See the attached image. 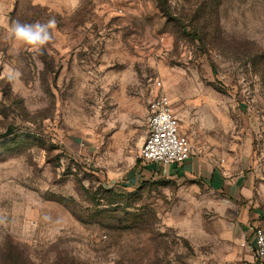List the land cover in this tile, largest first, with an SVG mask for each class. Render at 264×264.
Returning <instances> with one entry per match:
<instances>
[{
  "label": "rangeland",
  "instance_id": "374dc122",
  "mask_svg": "<svg viewBox=\"0 0 264 264\" xmlns=\"http://www.w3.org/2000/svg\"><path fill=\"white\" fill-rule=\"evenodd\" d=\"M16 21H54L50 39L17 41ZM159 89L196 146L246 153L264 219V0H14L0 12V264H251L223 193L142 174Z\"/></svg>",
  "mask_w": 264,
  "mask_h": 264
},
{
  "label": "crops",
  "instance_id": "0c3cea01",
  "mask_svg": "<svg viewBox=\"0 0 264 264\" xmlns=\"http://www.w3.org/2000/svg\"><path fill=\"white\" fill-rule=\"evenodd\" d=\"M14 0H0V12L10 7ZM180 119V118H179ZM181 120V119H180ZM192 145V155L180 164L144 163L142 174L152 178H163L177 182L200 180L218 190L237 207L238 230L243 240L249 239L256 226L264 223L263 210L253 201V176L249 171V159L237 148L219 149L196 146L182 128ZM264 228V227H263ZM251 264H255L253 256L248 254Z\"/></svg>",
  "mask_w": 264,
  "mask_h": 264
},
{
  "label": "built area",
  "instance_id": "2783aa9c",
  "mask_svg": "<svg viewBox=\"0 0 264 264\" xmlns=\"http://www.w3.org/2000/svg\"><path fill=\"white\" fill-rule=\"evenodd\" d=\"M161 86V82L158 81ZM193 153L190 139L180 131L170 95L163 89L155 92L147 109V129L139 157L143 163L180 164ZM255 264H264V228L256 226L249 239L243 241Z\"/></svg>",
  "mask_w": 264,
  "mask_h": 264
},
{
  "label": "clouds",
  "instance_id": "9594fccd",
  "mask_svg": "<svg viewBox=\"0 0 264 264\" xmlns=\"http://www.w3.org/2000/svg\"><path fill=\"white\" fill-rule=\"evenodd\" d=\"M54 26V21L48 25L37 24H21L19 21L13 22L9 29L10 35L17 41L24 42L32 46L43 45L50 39L48 27Z\"/></svg>",
  "mask_w": 264,
  "mask_h": 264
},
{
  "label": "trees",
  "instance_id": "16d2710c",
  "mask_svg": "<svg viewBox=\"0 0 264 264\" xmlns=\"http://www.w3.org/2000/svg\"><path fill=\"white\" fill-rule=\"evenodd\" d=\"M162 7L168 10V0H160ZM185 30L187 29V26L184 27ZM15 256H10L5 259L4 264H27L23 260H19V257L16 256V254H13Z\"/></svg>",
  "mask_w": 264,
  "mask_h": 264
},
{
  "label": "water",
  "instance_id": "95a60500",
  "mask_svg": "<svg viewBox=\"0 0 264 264\" xmlns=\"http://www.w3.org/2000/svg\"><path fill=\"white\" fill-rule=\"evenodd\" d=\"M13 132V129L12 128H8L7 131L3 132L2 135L5 136V135H8V134H11Z\"/></svg>",
  "mask_w": 264,
  "mask_h": 264
}]
</instances>
